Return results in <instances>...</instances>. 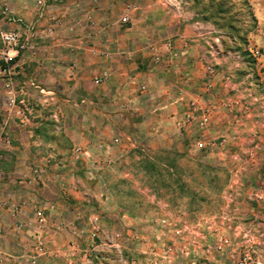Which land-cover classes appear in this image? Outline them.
Segmentation results:
<instances>
[{
  "label": "rangeland",
  "instance_id": "1",
  "mask_svg": "<svg viewBox=\"0 0 264 264\" xmlns=\"http://www.w3.org/2000/svg\"><path fill=\"white\" fill-rule=\"evenodd\" d=\"M97 4L120 24L150 12L163 32L152 35V67L178 64L179 80L168 103L165 93L144 109L142 98L110 97L98 132L88 117L87 154L48 162L39 195L55 200V230L5 242L0 264H264V77L249 48L250 0Z\"/></svg>",
  "mask_w": 264,
  "mask_h": 264
},
{
  "label": "crops",
  "instance_id": "2",
  "mask_svg": "<svg viewBox=\"0 0 264 264\" xmlns=\"http://www.w3.org/2000/svg\"><path fill=\"white\" fill-rule=\"evenodd\" d=\"M72 1L66 0L67 15L53 37L37 40L36 53L27 60L25 74L12 84L0 78V152L3 156L0 168L5 174L26 171L27 164L36 161L50 162L60 155L68 156L71 145L86 144L87 132H91L89 123L95 122L98 132V126L104 122L105 101L110 97L133 102L142 98L144 109L154 104L157 95L164 98L166 93L165 100H169L168 90L172 82L179 80L181 66L178 64L174 68L171 64L165 65L164 74L152 67V35L163 32L153 30V25L145 20L150 12L143 11L138 17L127 14L130 22L120 24L121 19H105L112 14L101 4L80 0L82 7L77 9ZM250 4L257 24L249 48L258 50L255 66L264 77V0H250ZM10 7L27 21L34 18L33 0H10ZM160 46L165 48L164 43ZM5 66L0 60V68ZM102 71H107L109 78L96 85L93 78ZM30 83L39 84L43 93ZM12 97L16 99L14 106L8 103ZM167 100L163 103H168ZM177 100L175 97L173 101ZM18 107L30 118L26 127L15 115ZM3 138L10 140L9 147L4 145ZM48 166L51 174L55 165ZM20 189L25 194L28 192L26 188ZM40 191L41 188L37 193ZM52 202L55 207V200Z\"/></svg>",
  "mask_w": 264,
  "mask_h": 264
},
{
  "label": "built area",
  "instance_id": "3",
  "mask_svg": "<svg viewBox=\"0 0 264 264\" xmlns=\"http://www.w3.org/2000/svg\"><path fill=\"white\" fill-rule=\"evenodd\" d=\"M65 2L66 0H33L34 18L27 21L13 12L10 0H0V41L2 44L0 60L6 64L5 67L0 68V78L10 81L9 83L12 84L14 80H18L25 74L27 60L30 55L36 53L37 40L52 38L56 28L60 26L67 15L68 5ZM89 2L97 4V0ZM71 3L74 8L82 7L80 0H74ZM56 6L57 8H55ZM60 10H64L63 13H60ZM128 19V16L122 18L123 21ZM251 51L254 56L259 53L258 50ZM108 78L109 73L102 71L93 78V82L97 85L107 81ZM31 85L43 93V88L39 84ZM208 86L210 87L212 84L209 83ZM14 97L8 98L10 106L16 105ZM15 115L20 118L23 127L30 124L28 114L21 107L15 110ZM189 115L187 114L188 117ZM209 117V109L205 108L198 118L199 124H206ZM118 140V137H115L112 144L117 143ZM2 141L6 147L10 146L8 138H3ZM97 147L108 150L109 144L99 143ZM84 154L87 152L82 149L80 144L72 146L71 158L74 161ZM2 159L3 156L0 152V166ZM27 167L26 171H12L9 174H5L0 168V193L2 194H0V260L6 259L5 242L8 244L9 240L22 239L24 234H31L34 239L39 240L43 235L51 234L57 226L52 218L53 202L37 193V190L45 187L50 180L48 162L36 161L27 164ZM12 186L16 187L11 189ZM26 187H31V190L25 194L20 188Z\"/></svg>",
  "mask_w": 264,
  "mask_h": 264
}]
</instances>
